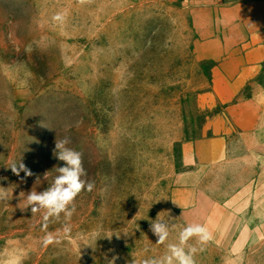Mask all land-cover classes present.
Listing matches in <instances>:
<instances>
[{
    "label": "rangeland",
    "instance_id": "obj_1",
    "mask_svg": "<svg viewBox=\"0 0 264 264\" xmlns=\"http://www.w3.org/2000/svg\"><path fill=\"white\" fill-rule=\"evenodd\" d=\"M66 136L95 187L45 229ZM0 187V264H142L192 223L196 264H264V0H0Z\"/></svg>",
    "mask_w": 264,
    "mask_h": 264
},
{
    "label": "clouds",
    "instance_id": "obj_2",
    "mask_svg": "<svg viewBox=\"0 0 264 264\" xmlns=\"http://www.w3.org/2000/svg\"><path fill=\"white\" fill-rule=\"evenodd\" d=\"M54 21H63L62 14H56ZM72 143L70 137H64L54 143L52 155L58 161L63 162L62 166L56 167L59 173L51 186L43 191L29 192L25 200V206L21 210L30 207L31 213L43 211V227L47 228V222L50 218L59 219L63 213L64 218L69 220L75 212V200L82 191L91 192L94 187V181L85 179L87 172L83 167L82 152L68 147ZM11 171L20 176L21 172L24 177H31L34 173L26 166L22 159L13 162L9 167ZM47 173L44 174V179ZM40 180L37 176L36 182ZM7 192L0 187V199H6ZM175 203V201H173ZM172 224L169 220L162 217L160 213L155 220L149 224V230L157 238V244H165L170 236ZM64 231H70L69 225L65 224ZM195 239L194 244L189 241ZM212 239V234L208 227L200 223H192L183 227L179 231L177 243H167L166 251L159 257L144 259L142 264H196L195 256L198 252L203 251V247ZM55 241L52 233H47L43 237V245L47 247ZM115 264V258L109 262Z\"/></svg>",
    "mask_w": 264,
    "mask_h": 264
},
{
    "label": "crops",
    "instance_id": "obj_3",
    "mask_svg": "<svg viewBox=\"0 0 264 264\" xmlns=\"http://www.w3.org/2000/svg\"><path fill=\"white\" fill-rule=\"evenodd\" d=\"M196 148L199 159L208 162L221 159L223 154L222 140L219 139L201 141Z\"/></svg>",
    "mask_w": 264,
    "mask_h": 264
}]
</instances>
